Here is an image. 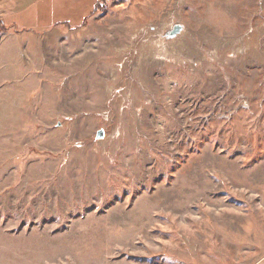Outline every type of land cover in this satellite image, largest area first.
<instances>
[{"label": "rangeland", "instance_id": "obj_1", "mask_svg": "<svg viewBox=\"0 0 264 264\" xmlns=\"http://www.w3.org/2000/svg\"><path fill=\"white\" fill-rule=\"evenodd\" d=\"M10 1L0 264H264V0H105L51 32Z\"/></svg>", "mask_w": 264, "mask_h": 264}, {"label": "crops", "instance_id": "obj_2", "mask_svg": "<svg viewBox=\"0 0 264 264\" xmlns=\"http://www.w3.org/2000/svg\"><path fill=\"white\" fill-rule=\"evenodd\" d=\"M10 2L12 1L9 0ZM101 2L102 0H14L12 5L15 9L9 13L7 20L15 28L36 32L80 28Z\"/></svg>", "mask_w": 264, "mask_h": 264}, {"label": "water", "instance_id": "obj_3", "mask_svg": "<svg viewBox=\"0 0 264 264\" xmlns=\"http://www.w3.org/2000/svg\"><path fill=\"white\" fill-rule=\"evenodd\" d=\"M184 31L183 26L177 25L174 27L173 31L168 34V37L170 40L175 39L177 36H179ZM98 137L100 139H103L105 137V133L103 131H100L98 133Z\"/></svg>", "mask_w": 264, "mask_h": 264}, {"label": "trees", "instance_id": "obj_4", "mask_svg": "<svg viewBox=\"0 0 264 264\" xmlns=\"http://www.w3.org/2000/svg\"><path fill=\"white\" fill-rule=\"evenodd\" d=\"M103 3H105V0H102V4H103ZM99 5H101V4H99ZM99 5H98V7H99Z\"/></svg>", "mask_w": 264, "mask_h": 264}, {"label": "built area", "instance_id": "obj_5", "mask_svg": "<svg viewBox=\"0 0 264 264\" xmlns=\"http://www.w3.org/2000/svg\"><path fill=\"white\" fill-rule=\"evenodd\" d=\"M107 1H111V0H107Z\"/></svg>", "mask_w": 264, "mask_h": 264}]
</instances>
